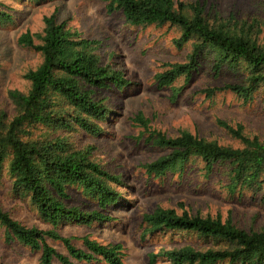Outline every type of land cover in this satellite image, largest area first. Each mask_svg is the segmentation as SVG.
Returning <instances> with one entry per match:
<instances>
[{
	"label": "trees",
	"instance_id": "16d2710c",
	"mask_svg": "<svg viewBox=\"0 0 264 264\" xmlns=\"http://www.w3.org/2000/svg\"><path fill=\"white\" fill-rule=\"evenodd\" d=\"M52 1V0H50ZM110 14L122 12L133 28L169 27L180 35L170 47L185 53L183 61H168L156 74L159 86L174 97L194 79L205 56L214 55V72L224 69L241 75V82L199 90L208 99L233 93L245 104L264 94V21L210 14L199 0H103ZM0 0V26L13 24V8ZM11 10V11H10ZM23 48L41 55V63L25 74L27 91L11 90L13 111H0V184L10 180L13 193L29 199L51 228L27 226L0 206V227L6 242L18 241L41 251L42 264H73L74 261L105 260L127 264L123 243H103L91 236L80 238L61 233L62 224L92 226L114 220L111 208L123 198V176L106 169L96 156V146L73 141L78 132L98 137L113 116L105 92L133 84L126 72L104 63L99 41L59 22L57 13L44 16L41 32L27 30L18 39ZM182 83V84H181ZM132 121L140 129L138 140L163 153L142 163L148 176L162 178L168 172L195 168L209 178L219 177V187L230 199L245 195L264 202V136L250 133L244 122L219 117L217 123L236 143H223L183 129L170 134L156 128L143 112ZM72 188L98 203L89 210L73 205ZM143 236L165 240L149 253L151 264H264V226L246 229L231 218L193 214L191 210L157 207L143 213ZM182 241L178 242L177 237ZM64 243L59 252L49 240ZM161 244V243H160Z\"/></svg>",
	"mask_w": 264,
	"mask_h": 264
},
{
	"label": "rangeland",
	"instance_id": "374dc122",
	"mask_svg": "<svg viewBox=\"0 0 264 264\" xmlns=\"http://www.w3.org/2000/svg\"><path fill=\"white\" fill-rule=\"evenodd\" d=\"M13 8L15 22L0 26V111H13L9 100L11 90L27 91L29 81L25 74L37 67L41 55L35 50L18 44L19 36L31 30L41 32L44 16L57 13L59 22H67L74 31L100 43L99 52L104 63H111L126 72L133 84L119 89L113 87L105 92L113 116L106 131L98 137L78 132L73 141L81 146L88 143L96 146V156L110 172L120 174L126 186H119L123 198L109 210L114 220L93 223L92 226L62 224L61 233L78 237L76 244L83 247L80 238L91 236L103 243H123L127 264H151L149 253L157 251L172 235L163 238L143 236V213L157 207L185 208L193 214L231 218L246 229L264 226V202L261 197L245 195L230 199L219 187V177H203L195 168L181 173L168 172L158 178L148 176L142 163L151 162L163 151L138 140L140 129L132 117L143 112L152 124L170 134L188 129L202 137L220 139L223 143L236 141L219 127V117L244 122L250 133L264 136V94L259 93L253 103L245 104L233 93H221L216 99H208L199 90L221 87L227 83L241 82V75L224 69L214 72V55L201 59L202 66L194 79L174 97L169 88H162L156 74L164 71L168 61H183L185 53L169 42L180 35L169 27L133 28L126 24L122 12L110 14L103 0H4ZM210 14L219 12L225 16L235 14L239 18L260 17L264 21V0H199ZM11 11V10H10ZM264 38V33H263ZM182 84V83H181ZM72 204L89 210L98 208V203L82 191L72 188ZM0 206L27 226L49 229L39 210L29 199L20 198L12 191L10 180L0 184ZM182 241L181 236L177 237ZM59 252L67 253L63 242L49 240ZM161 243V244H160ZM42 252L33 251L24 244L6 242L0 227V264H42ZM56 264H61L58 261ZM73 264H108L105 260L93 262L74 261ZM157 264H165L160 261Z\"/></svg>",
	"mask_w": 264,
	"mask_h": 264
}]
</instances>
